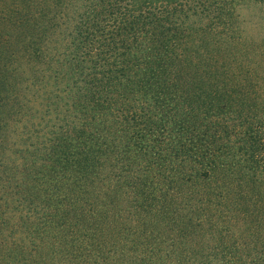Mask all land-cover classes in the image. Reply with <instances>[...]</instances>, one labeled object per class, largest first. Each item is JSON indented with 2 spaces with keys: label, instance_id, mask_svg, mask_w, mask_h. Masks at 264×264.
<instances>
[{
  "label": "trees",
  "instance_id": "trees-1",
  "mask_svg": "<svg viewBox=\"0 0 264 264\" xmlns=\"http://www.w3.org/2000/svg\"><path fill=\"white\" fill-rule=\"evenodd\" d=\"M239 2L0 0V264H179L158 251L230 219L243 258L199 264H264V37Z\"/></svg>",
  "mask_w": 264,
  "mask_h": 264
},
{
  "label": "rangeland",
  "instance_id": "rangeland-1",
  "mask_svg": "<svg viewBox=\"0 0 264 264\" xmlns=\"http://www.w3.org/2000/svg\"><path fill=\"white\" fill-rule=\"evenodd\" d=\"M250 0H243V2H239L237 4L236 10L239 12V15L237 17V26H234L235 29H238L239 31L245 33L248 39L252 40L255 39V41L261 40L264 36V14H261L259 9L254 6L248 7V2ZM252 2V1H251ZM254 195L257 197L258 194L261 195L263 199L262 192L258 193V191H252ZM236 207H240L238 204V201L236 203ZM0 211H6V208H4L3 205H0ZM235 211H238L235 210ZM234 211V212H235ZM233 212V213H234ZM187 217L190 218L188 230L193 231L192 228L195 224L198 223L199 220H204L208 218L206 214H200V213H191L190 211L186 212ZM248 214V213H247ZM246 214V215H247ZM237 216V213L233 214V217ZM7 219V217H6ZM244 222H241L240 224H236L230 219V225L229 224H223L221 229H218L220 232L221 238L218 239L215 236L217 235L218 231H214L213 225L208 221H203V227L200 230V233H197L193 238L195 240L191 241H185V244H182L181 247H179L178 251L175 253L168 254L166 250H163L159 253H161V257L163 260H159V262L166 263L167 261H174L175 263L179 264H185L187 261H195V263L199 264L198 260L202 261H209V257L207 256V253L204 251L205 249L211 248L210 244L220 245L225 248L226 256L223 258L225 261L232 260L234 256L243 258L244 254L237 250L242 249L243 245L246 243H252L253 238V230L249 228L247 225L243 224ZM255 227V226H254ZM107 229L114 230L112 227H108ZM257 230V228H254V231ZM262 231L261 229H259ZM153 230L150 227V234L145 235L147 237L140 238L138 240V244L144 243L146 244L148 241L153 240L154 243H159L160 241H169L168 239H162L159 236H156L153 234ZM214 233V236L212 235ZM152 234V235H151ZM122 233L115 231V236H111V238H119L122 237ZM264 235V234H263ZM185 240V239H183ZM182 240V241H183ZM200 241H203L200 243ZM205 244V247H203V243ZM192 246H191V245ZM130 245V244H128ZM136 250H132L130 252V255L126 254V257L123 260V263H128L131 261V256L139 257L142 260L143 259H149L153 258L155 259V256L149 257L145 254H143L141 251L144 249L142 246H135ZM184 248L189 249L188 251H185ZM216 249V248H215ZM217 253L219 255H223V249L218 247L216 249ZM1 253V252H0ZM156 254V253H155ZM131 257V258H130ZM134 259V258H133ZM135 260V259H134ZM137 262V260H135Z\"/></svg>",
  "mask_w": 264,
  "mask_h": 264
}]
</instances>
